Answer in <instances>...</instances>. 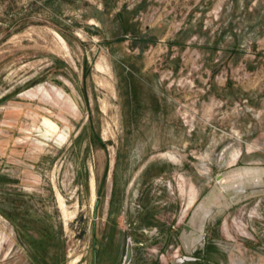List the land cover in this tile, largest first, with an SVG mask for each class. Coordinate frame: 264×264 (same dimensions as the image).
Instances as JSON below:
<instances>
[{
	"label": "rangeland",
	"instance_id": "374dc122",
	"mask_svg": "<svg viewBox=\"0 0 264 264\" xmlns=\"http://www.w3.org/2000/svg\"><path fill=\"white\" fill-rule=\"evenodd\" d=\"M0 264H264V0H0Z\"/></svg>",
	"mask_w": 264,
	"mask_h": 264
},
{
	"label": "trees",
	"instance_id": "16d2710c",
	"mask_svg": "<svg viewBox=\"0 0 264 264\" xmlns=\"http://www.w3.org/2000/svg\"><path fill=\"white\" fill-rule=\"evenodd\" d=\"M43 243H45V244H47V242L46 241H42ZM36 243H38V241H32V244H31V247H32V249H34V248H36V246H37V244ZM43 243H41V244H39V246H41Z\"/></svg>",
	"mask_w": 264,
	"mask_h": 264
},
{
	"label": "water",
	"instance_id": "95a60500",
	"mask_svg": "<svg viewBox=\"0 0 264 264\" xmlns=\"http://www.w3.org/2000/svg\"><path fill=\"white\" fill-rule=\"evenodd\" d=\"M96 204H97V203H96ZM130 255H131V249H130V247L128 246V247H127V253H126V259H127V260L129 259Z\"/></svg>",
	"mask_w": 264,
	"mask_h": 264
},
{
	"label": "bare ground",
	"instance_id": "6f19581e",
	"mask_svg": "<svg viewBox=\"0 0 264 264\" xmlns=\"http://www.w3.org/2000/svg\"><path fill=\"white\" fill-rule=\"evenodd\" d=\"M49 122V121H48ZM53 127V126H52ZM55 127V126H54Z\"/></svg>",
	"mask_w": 264,
	"mask_h": 264
}]
</instances>
